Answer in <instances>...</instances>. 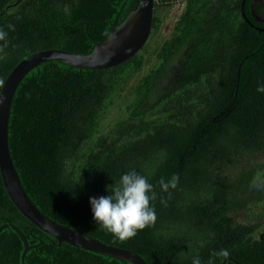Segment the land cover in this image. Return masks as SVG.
<instances>
[{
  "label": "trees",
  "instance_id": "1",
  "mask_svg": "<svg viewBox=\"0 0 264 264\" xmlns=\"http://www.w3.org/2000/svg\"><path fill=\"white\" fill-rule=\"evenodd\" d=\"M140 1L0 0V29L8 34L0 81L41 51L91 54ZM253 1H245L243 20V0H186L171 35L151 48L164 23L158 11L178 3L159 0L148 43L124 63L94 70L47 61L31 70L12 99L8 144L38 210L147 264L197 257L201 264H264V187L253 184L264 179V162L244 165L245 157H264V92L257 90L264 85V24L252 18ZM255 10L262 20L264 3ZM119 101L123 116L107 127ZM133 170L154 186L157 219L121 242L93 219L89 198L109 195L108 186ZM173 175L177 187L161 191L160 179ZM258 205L262 223H245L241 211ZM7 223L39 245L25 264H130L59 245L17 210L0 172V226ZM222 248L229 257L211 255ZM23 250L13 229L1 231L0 264H22Z\"/></svg>",
  "mask_w": 264,
  "mask_h": 264
},
{
  "label": "water",
  "instance_id": "2",
  "mask_svg": "<svg viewBox=\"0 0 264 264\" xmlns=\"http://www.w3.org/2000/svg\"><path fill=\"white\" fill-rule=\"evenodd\" d=\"M260 1L254 0L250 8L252 18L262 23L255 10L256 4ZM156 2L159 0H141L139 6L129 14L120 26H113L108 40L102 44H96L89 55H80L63 50H47L28 56L14 68L0 91V172L5 191L13 205L38 229L58 241L59 245L62 243L69 244L130 264L147 263L135 252L104 244L69 227L55 223L44 216L30 201L20 183L10 155L8 122L12 99L18 85L31 70L40 64L47 61H61L77 69H108L120 65L138 54L150 39ZM244 17H247L245 12ZM6 228L13 229L20 237L24 245L21 262L25 264L27 253L39 245L31 246L24 233L14 224L7 223L0 226V233ZM227 261L239 264L230 258L225 259L222 264H226Z\"/></svg>",
  "mask_w": 264,
  "mask_h": 264
},
{
  "label": "clouds",
  "instance_id": "3",
  "mask_svg": "<svg viewBox=\"0 0 264 264\" xmlns=\"http://www.w3.org/2000/svg\"><path fill=\"white\" fill-rule=\"evenodd\" d=\"M12 31L15 25L7 26ZM7 32L0 29V52L8 46ZM3 84V81H0ZM259 92H264V85L258 86ZM179 182V176L173 175L167 182L160 179L159 185L161 191L168 192L169 189H175ZM259 190L264 187V179L257 177L253 182ZM107 196L90 197L89 202L93 213V219L104 230L114 235L121 242L133 238L137 235V230H143L146 227L155 225L157 216L154 207L150 206V200H155L157 194L154 186L149 183L146 177L138 174L135 170L123 174L119 181L108 186ZM150 194V195H149ZM161 203L167 204V201L161 198ZM213 257L227 258L230 253L227 249H220L211 254ZM192 264H201L200 259L193 258ZM208 264H213L210 259Z\"/></svg>",
  "mask_w": 264,
  "mask_h": 264
},
{
  "label": "rangeland",
  "instance_id": "4",
  "mask_svg": "<svg viewBox=\"0 0 264 264\" xmlns=\"http://www.w3.org/2000/svg\"><path fill=\"white\" fill-rule=\"evenodd\" d=\"M184 5L185 3L184 4L177 3L174 4L173 7L170 9L164 8L158 11L159 14L164 18V23L161 28L160 34L151 40L150 43L151 48H154L158 41H163L164 39L168 38L171 35L174 24L181 15ZM153 63H154V58H152L150 65H152ZM144 72H146V70ZM121 102L122 101H119L117 106L110 110L109 116L106 119L107 127L110 126V124H113L116 118L123 116L122 109L124 108V105ZM256 162H264V157L249 156L244 158V165H249ZM262 209H263L262 205L253 206L249 209V211L248 210L241 211V217L242 216L244 217L245 223H250V224L262 223V215H263ZM263 230H264V224L261 226L259 233H261V231Z\"/></svg>",
  "mask_w": 264,
  "mask_h": 264
},
{
  "label": "flooded vegetation",
  "instance_id": "5",
  "mask_svg": "<svg viewBox=\"0 0 264 264\" xmlns=\"http://www.w3.org/2000/svg\"><path fill=\"white\" fill-rule=\"evenodd\" d=\"M246 0H243V2H242V5H241V15H242V18H243V20H244V2H245ZM260 3L262 4V3H264V0H261L260 1ZM257 4H259V3H257ZM247 18V17H246ZM260 19V18H259ZM262 21V24H264V18L261 20ZM264 26V25H263ZM263 30L264 29H261V32H263Z\"/></svg>",
  "mask_w": 264,
  "mask_h": 264
},
{
  "label": "built area",
  "instance_id": "6",
  "mask_svg": "<svg viewBox=\"0 0 264 264\" xmlns=\"http://www.w3.org/2000/svg\"><path fill=\"white\" fill-rule=\"evenodd\" d=\"M177 1H178V3H182V4H184L186 0H180V1H182V2H180L179 0H177Z\"/></svg>",
  "mask_w": 264,
  "mask_h": 264
}]
</instances>
